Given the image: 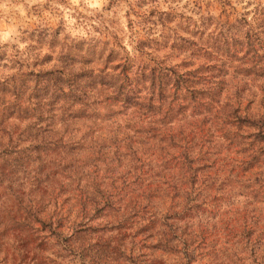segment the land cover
<instances>
[{
    "label": "trees",
    "instance_id": "obj_1",
    "mask_svg": "<svg viewBox=\"0 0 264 264\" xmlns=\"http://www.w3.org/2000/svg\"><path fill=\"white\" fill-rule=\"evenodd\" d=\"M221 13L0 46V264H264V5Z\"/></svg>",
    "mask_w": 264,
    "mask_h": 264
},
{
    "label": "rangeland",
    "instance_id": "obj_2",
    "mask_svg": "<svg viewBox=\"0 0 264 264\" xmlns=\"http://www.w3.org/2000/svg\"><path fill=\"white\" fill-rule=\"evenodd\" d=\"M256 2L264 5V0H0V46H20L21 33L37 27L61 28L74 39L117 44L134 57L135 41L146 32L142 15L150 10L171 7L193 17L224 10L231 18Z\"/></svg>",
    "mask_w": 264,
    "mask_h": 264
}]
</instances>
